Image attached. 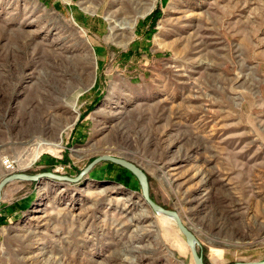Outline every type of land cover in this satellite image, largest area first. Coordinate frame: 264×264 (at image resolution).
<instances>
[{
    "label": "rangeland",
    "instance_id": "374dc122",
    "mask_svg": "<svg viewBox=\"0 0 264 264\" xmlns=\"http://www.w3.org/2000/svg\"><path fill=\"white\" fill-rule=\"evenodd\" d=\"M103 155L204 264L264 260V0H0V180ZM123 168L4 184L0 264H195Z\"/></svg>",
    "mask_w": 264,
    "mask_h": 264
},
{
    "label": "water",
    "instance_id": "95a60500",
    "mask_svg": "<svg viewBox=\"0 0 264 264\" xmlns=\"http://www.w3.org/2000/svg\"><path fill=\"white\" fill-rule=\"evenodd\" d=\"M102 160H108L111 161L115 164H118L120 166H123L125 168H127L129 171H131L132 174H134L140 184V188L142 191V195L145 198L146 202L148 203V205L151 207V209L155 212L161 213L165 216H169L171 218H173L175 220L176 225L178 226L179 230L184 234L187 243L190 246L191 249V255L195 261V264H204L201 255H199V253H197L193 247V242H194V237L193 235L180 223L177 214L175 213V211L169 210V209H165L162 206L154 203L149 195H148V183L146 180V176L145 174L139 169L137 168V166H135L133 163L121 159V158H117V157H113V156H108V155H104V156H98L96 157L94 160H92L82 171L79 172V174L76 177H67V176H61L52 172H41V173H37V174H26V173H12L9 174L5 177H3L0 180V190L2 188V186L4 184H6L7 182L11 181V180H37L39 178H55L58 180H67V181H77L80 177L83 176V174L95 163L102 161ZM231 264H264V260L262 261H255V262H234Z\"/></svg>",
    "mask_w": 264,
    "mask_h": 264
},
{
    "label": "bare ground",
    "instance_id": "6f19581e",
    "mask_svg": "<svg viewBox=\"0 0 264 264\" xmlns=\"http://www.w3.org/2000/svg\"><path fill=\"white\" fill-rule=\"evenodd\" d=\"M104 156V155H103ZM109 156V155H108ZM122 159V158H121ZM125 160V159H124ZM128 161V160H127ZM129 162H131V161H129ZM131 163H133V162H131ZM135 166H137L135 163H133ZM137 168H139L143 173H144V171L139 167V166H137ZM7 170H9V171H11V170H13V168L12 169H7ZM145 174V173H144ZM145 176H146V174H145ZM137 178V177H136ZM146 180H147V176H146ZM149 195V194H148ZM158 213V212H157ZM176 213V212H175ZM159 214H161V213H159ZM177 214V213H176ZM161 216H163V217H165V218H167L168 219V221L169 220H172L173 222H175V220L173 219V218H171V217H169V216H165V215H163V214H161ZM177 217H178V219H179V221H180V223L193 235V237H194V242H193V247H194V249H195V251L197 252V253H199V251H198V249H197V246H198V242H197V238L195 237V235H194V233L191 231V230H189L183 223H182V221H181V219L179 218V215L177 214ZM182 233V232H181ZM183 234V233H182ZM183 236H184V234H183ZM185 237V236H184ZM185 241H186V238H185ZM186 243H187V241H186ZM187 245L189 246V244L187 243ZM189 248H190V246H189ZM190 251H191V249H190ZM193 258V257H192ZM193 261H194V259H193ZM194 263H195V261H194Z\"/></svg>",
    "mask_w": 264,
    "mask_h": 264
},
{
    "label": "built area",
    "instance_id": "2783aa9c",
    "mask_svg": "<svg viewBox=\"0 0 264 264\" xmlns=\"http://www.w3.org/2000/svg\"><path fill=\"white\" fill-rule=\"evenodd\" d=\"M4 163H7L6 166L8 169H12V164L10 162V160L6 159L5 161H3Z\"/></svg>",
    "mask_w": 264,
    "mask_h": 264
},
{
    "label": "trees",
    "instance_id": "16d2710c",
    "mask_svg": "<svg viewBox=\"0 0 264 264\" xmlns=\"http://www.w3.org/2000/svg\"><path fill=\"white\" fill-rule=\"evenodd\" d=\"M123 169L126 170V171L128 172V174H129L130 177H133L135 180H137L136 177H135L131 172H129V171H128L127 169H125V168H123ZM123 182L126 183V184L128 183L127 181H125V179L123 180Z\"/></svg>",
    "mask_w": 264,
    "mask_h": 264
}]
</instances>
